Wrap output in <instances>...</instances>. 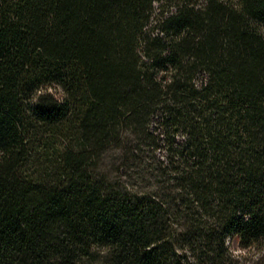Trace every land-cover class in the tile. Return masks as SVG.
I'll return each mask as SVG.
<instances>
[{"label":"trees","instance_id":"1","mask_svg":"<svg viewBox=\"0 0 264 264\" xmlns=\"http://www.w3.org/2000/svg\"><path fill=\"white\" fill-rule=\"evenodd\" d=\"M245 9L0 0V264H264L228 252L264 244V0ZM52 81L63 102L30 100Z\"/></svg>","mask_w":264,"mask_h":264},{"label":"clouds","instance_id":"2","mask_svg":"<svg viewBox=\"0 0 264 264\" xmlns=\"http://www.w3.org/2000/svg\"><path fill=\"white\" fill-rule=\"evenodd\" d=\"M225 2L233 8L235 11L247 15V11L245 9V0H225ZM249 25L255 30V32L264 37V20H258L256 18L249 19ZM185 33H181L176 37L177 40L181 39ZM175 68H170L167 70L162 69L161 75L167 71L169 73L168 81L164 83H169L172 80L171 73L175 72ZM159 79V77H157ZM53 93L56 99L63 102L64 98L68 95L67 90L64 88V85L59 81H52L50 83L45 82L33 89L30 100L32 102H38L41 95L45 93ZM8 155V152L5 148L0 147V164L5 162V159ZM230 239V238H229ZM118 247V243H96L92 245V251L98 252L101 257H106L110 255L115 248ZM229 254L236 259L244 260L245 257H252L254 260H258L261 256H264V244L253 240L246 247H232L229 243L228 246ZM250 264V262H249Z\"/></svg>","mask_w":264,"mask_h":264},{"label":"rangeland","instance_id":"3","mask_svg":"<svg viewBox=\"0 0 264 264\" xmlns=\"http://www.w3.org/2000/svg\"><path fill=\"white\" fill-rule=\"evenodd\" d=\"M247 264H249V263H247ZM250 264H253V263L250 262Z\"/></svg>","mask_w":264,"mask_h":264}]
</instances>
